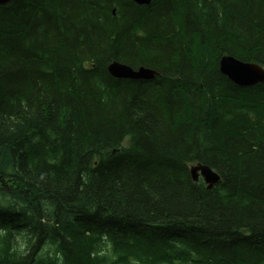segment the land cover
I'll return each instance as SVG.
<instances>
[{
    "label": "trees",
    "instance_id": "16d2710c",
    "mask_svg": "<svg viewBox=\"0 0 264 264\" xmlns=\"http://www.w3.org/2000/svg\"><path fill=\"white\" fill-rule=\"evenodd\" d=\"M224 56L264 68V0L0 6V264H264V82Z\"/></svg>",
    "mask_w": 264,
    "mask_h": 264
},
{
    "label": "water",
    "instance_id": "95a60500",
    "mask_svg": "<svg viewBox=\"0 0 264 264\" xmlns=\"http://www.w3.org/2000/svg\"><path fill=\"white\" fill-rule=\"evenodd\" d=\"M9 2L10 0H0V6H5ZM132 2L138 6H147L152 0H132ZM107 71L114 78L131 80H152L157 75L155 71L145 67L133 70L117 62L109 64ZM219 72L239 87H248L264 82V68L257 64L238 61L230 56H224L220 59ZM190 175L193 182H197L201 178L207 189L221 183L220 176L206 166L197 165L192 167Z\"/></svg>",
    "mask_w": 264,
    "mask_h": 264
},
{
    "label": "bare ground",
    "instance_id": "6f19581e",
    "mask_svg": "<svg viewBox=\"0 0 264 264\" xmlns=\"http://www.w3.org/2000/svg\"><path fill=\"white\" fill-rule=\"evenodd\" d=\"M115 13V12H114Z\"/></svg>",
    "mask_w": 264,
    "mask_h": 264
},
{
    "label": "rangeland",
    "instance_id": "374dc122",
    "mask_svg": "<svg viewBox=\"0 0 264 264\" xmlns=\"http://www.w3.org/2000/svg\"><path fill=\"white\" fill-rule=\"evenodd\" d=\"M135 264V263H134Z\"/></svg>",
    "mask_w": 264,
    "mask_h": 264
}]
</instances>
